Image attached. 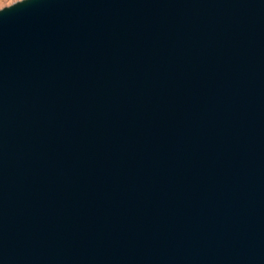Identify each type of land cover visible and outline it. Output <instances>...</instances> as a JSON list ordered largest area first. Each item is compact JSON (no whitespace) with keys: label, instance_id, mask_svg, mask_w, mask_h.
<instances>
[{"label":"water","instance_id":"1","mask_svg":"<svg viewBox=\"0 0 264 264\" xmlns=\"http://www.w3.org/2000/svg\"><path fill=\"white\" fill-rule=\"evenodd\" d=\"M0 264H264V0L0 9Z\"/></svg>","mask_w":264,"mask_h":264},{"label":"rangeland","instance_id":"2","mask_svg":"<svg viewBox=\"0 0 264 264\" xmlns=\"http://www.w3.org/2000/svg\"><path fill=\"white\" fill-rule=\"evenodd\" d=\"M20 0H0V9L7 7Z\"/></svg>","mask_w":264,"mask_h":264}]
</instances>
